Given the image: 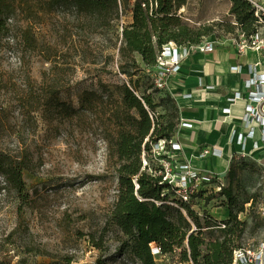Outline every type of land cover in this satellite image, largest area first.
I'll use <instances>...</instances> for the list:
<instances>
[{
	"label": "rangeland",
	"instance_id": "374dc122",
	"mask_svg": "<svg viewBox=\"0 0 264 264\" xmlns=\"http://www.w3.org/2000/svg\"><path fill=\"white\" fill-rule=\"evenodd\" d=\"M255 1L264 6V0ZM230 5V0H188L177 13L190 27L215 24L213 34L203 41L233 45L238 31L229 33L216 25L235 24ZM128 21L129 11L124 9L119 20L99 29L75 14L56 11L31 23L37 50L21 43L18 24L12 21L9 32L0 35V150L27 155L34 163V170L23 171L25 202L0 175V264H17L23 258L27 264H140L119 253L123 234L107 222L119 186L111 133L106 131L113 129L107 122L111 102L71 118L45 104L56 97L78 108L86 90L96 91L105 101L111 93L118 99L115 87L130 79L121 73L124 62L119 53L121 30ZM134 58L139 69L131 64L124 67L134 73L137 94L151 93L160 103L159 114L174 113L173 99L166 91L155 90L149 69L139 55ZM238 157L230 163L236 171L233 192L239 199L254 197V208L247 204L239 214L246 222L241 250L254 254L264 247V226L256 212L264 175L253 158ZM229 171L227 167L224 172ZM222 178L227 186L228 178ZM193 203L200 217L228 218L226 199L218 193L201 201L195 198ZM153 255L156 264H191L179 262L178 252Z\"/></svg>",
	"mask_w": 264,
	"mask_h": 264
},
{
	"label": "trees",
	"instance_id": "16d2710c",
	"mask_svg": "<svg viewBox=\"0 0 264 264\" xmlns=\"http://www.w3.org/2000/svg\"><path fill=\"white\" fill-rule=\"evenodd\" d=\"M188 0H0V35L9 32L11 23L18 24V38L30 50H37L38 44L32 22L56 11L75 14L95 28H108L120 19L123 10L131 12V23L123 26L119 53L124 62L121 73L128 76L129 82L115 87L118 99L112 93L105 101L96 91H84L80 106L74 108L56 97L46 100L48 108L57 114L71 118L81 110H93L97 104L104 106L111 102L108 109V124L111 134L110 149L117 159L118 197L111 209L107 222L117 227L123 237L119 239L118 250L122 255L136 259L140 264H156L151 252V245L159 249L160 255L178 252L179 262L191 264H233L234 253L243 249L246 242L243 234L246 222L239 219V214L246 211V205L254 208V197L239 199L233 192L235 167H230L232 160L248 157L233 154L225 175L229 184H223L218 191L213 181L211 186L201 188L194 196L198 201L213 198L215 194L224 196L229 211L227 219L217 220L210 215L200 217L192 207L193 201L183 202L176 198L174 190L154 175L150 169L157 168V162L151 157V148L159 141L168 143L175 137L180 111L175 99L166 86L157 82V56L168 43L177 46L198 45L204 38L213 34L214 26L190 27L178 15V10L187 5ZM231 21L216 23L225 26L227 32H242L246 36L256 32L255 8L249 0H230ZM19 22H22L20 25ZM26 25H23L25 24ZM134 54L149 69L153 87L156 91L164 90L173 99L174 113L161 115L156 111L160 103H155L151 93L137 94L135 81L124 66L131 64L139 69ZM134 86V87H133ZM107 99V97H106ZM29 100V99H28ZM27 100V101H28ZM33 108L34 101L29 102ZM105 108V107H103ZM143 154L148 165L143 166ZM251 158V157H250ZM260 170L263 171L259 164ZM34 170L32 159L27 156H14L0 150V175L5 185L16 190L22 202L27 200L24 191L23 171ZM224 180V178H223ZM215 182V183H214ZM171 196V198H170ZM260 201L256 212L264 226L260 213ZM101 240V239H100ZM101 242L95 246L100 248ZM17 264H27L23 258ZM47 264H59L56 261ZM96 264H100L97 262Z\"/></svg>",
	"mask_w": 264,
	"mask_h": 264
},
{
	"label": "crops",
	"instance_id": "0c3cea01",
	"mask_svg": "<svg viewBox=\"0 0 264 264\" xmlns=\"http://www.w3.org/2000/svg\"><path fill=\"white\" fill-rule=\"evenodd\" d=\"M207 41H215L212 51L192 45L180 47V68L166 78V89L175 99L180 116L192 124L179 129L174 140L181 148L173 155L178 162L190 160L202 171L222 175L235 153L247 154L255 161L264 155V147L255 144L261 136V127L255 123L254 134L247 136L245 145L237 143V135L246 136L251 126L245 116L247 100L231 101L235 92H245L244 83L251 68L264 71V64L256 51L240 54L233 45L216 39ZM233 66H240L241 70L232 71ZM206 148H214L215 153L198 158Z\"/></svg>",
	"mask_w": 264,
	"mask_h": 264
},
{
	"label": "built area",
	"instance_id": "2783aa9c",
	"mask_svg": "<svg viewBox=\"0 0 264 264\" xmlns=\"http://www.w3.org/2000/svg\"><path fill=\"white\" fill-rule=\"evenodd\" d=\"M249 1L256 10V32L250 36L238 32L236 39L233 40V46L235 47L236 52L240 54L249 51L260 53L261 62L264 64V6L255 0ZM192 46L196 48L200 47L206 51H212L216 44L215 41L208 42L207 39H205L200 44ZM180 47L182 46H177L174 43H168L162 47L157 56L156 72L158 83L166 86V78L170 74L179 70L181 59L179 52ZM230 69L232 71H240L241 67L233 66L230 67ZM244 88L245 92H235L231 101L240 98H245L247 100L245 116L248 125L251 126V130L246 136L242 133L238 134L236 141L239 145L244 146L247 136H252L254 134L255 126H253V123H255L258 127H261L259 142H256L255 144L256 146L261 144L264 147V71H259L253 66L251 68L250 76L244 83ZM191 126V123L184 121L183 118L179 116V125L176 135L181 127ZM174 138L168 143L162 140L152 146L150 154L152 159L157 162V168L154 170L150 169V172L154 175L160 176L162 181L166 182L167 185L174 190L176 198L183 202L193 201L195 199L194 196L201 188L211 186L215 180L217 183L214 186V189L216 191L219 190L220 186L223 184V178L221 175L215 174L211 171H202L193 161L190 160L182 162L177 161V157L176 155H173V153L180 151L181 146L176 140H174ZM214 153V148H206L200 153L198 158H203L208 154ZM235 154L249 156L242 153ZM142 160L143 166L149 164L144 154ZM256 162L261 165L263 169L262 173L264 175V155ZM260 213L264 221V193L262 203L260 204ZM151 251L152 254H159V249L154 244L151 245ZM234 257L233 264H264V247L261 246L254 254L250 251L237 250L234 253Z\"/></svg>",
	"mask_w": 264,
	"mask_h": 264
},
{
	"label": "water",
	"instance_id": "95a60500",
	"mask_svg": "<svg viewBox=\"0 0 264 264\" xmlns=\"http://www.w3.org/2000/svg\"><path fill=\"white\" fill-rule=\"evenodd\" d=\"M225 174H226V173L224 172V173H223L221 176H222V177H224V176H225Z\"/></svg>",
	"mask_w": 264,
	"mask_h": 264
}]
</instances>
